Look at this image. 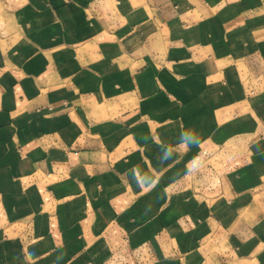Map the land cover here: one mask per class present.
I'll list each match as a JSON object with an SVG mask.
<instances>
[{
	"label": "crops",
	"instance_id": "1",
	"mask_svg": "<svg viewBox=\"0 0 264 264\" xmlns=\"http://www.w3.org/2000/svg\"><path fill=\"white\" fill-rule=\"evenodd\" d=\"M0 264H264V0H0Z\"/></svg>",
	"mask_w": 264,
	"mask_h": 264
},
{
	"label": "clouds",
	"instance_id": "2",
	"mask_svg": "<svg viewBox=\"0 0 264 264\" xmlns=\"http://www.w3.org/2000/svg\"><path fill=\"white\" fill-rule=\"evenodd\" d=\"M200 142V137L195 133V131L192 129H185L179 133L175 146L164 142L158 144V168L151 169L150 171H144L140 168L134 167L128 171L131 173L132 178L138 187L145 192L150 191L158 184L159 175L163 172V167L169 161H175L178 159L182 151L190 150L193 146H198ZM201 164V158L199 156L194 157L186 166L187 174L196 172Z\"/></svg>",
	"mask_w": 264,
	"mask_h": 264
}]
</instances>
